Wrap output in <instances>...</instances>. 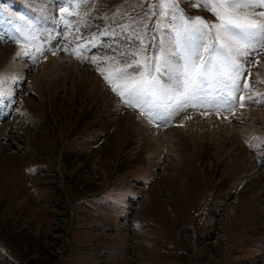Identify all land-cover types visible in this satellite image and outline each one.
I'll list each match as a JSON object with an SVG mask.
<instances>
[{
  "label": "rangeland",
  "instance_id": "1",
  "mask_svg": "<svg viewBox=\"0 0 264 264\" xmlns=\"http://www.w3.org/2000/svg\"><path fill=\"white\" fill-rule=\"evenodd\" d=\"M77 3L0 0V264H264V49L234 115L216 79L151 120L101 73L146 63L171 87L182 55L219 45L160 0Z\"/></svg>",
  "mask_w": 264,
  "mask_h": 264
},
{
  "label": "snow or ice",
  "instance_id": "2",
  "mask_svg": "<svg viewBox=\"0 0 264 264\" xmlns=\"http://www.w3.org/2000/svg\"><path fill=\"white\" fill-rule=\"evenodd\" d=\"M81 2L87 0H78L77 6ZM191 3L196 8L211 11L218 23H209L200 16L187 17L177 0H160L158 7L168 10L162 11V15L179 12L186 34H199L201 40L207 38L213 44H218L219 48L210 46L206 41L190 48L174 67L177 77L174 85L165 87L160 79L152 75L158 70L149 69L146 63L141 65L137 62L136 67L142 70L130 73L127 69L133 67L132 61H128L126 67H118L114 61L113 72L108 75L101 73L125 106L138 109L151 120L164 118L157 111L161 106L169 118L188 107L204 106L206 98L202 92L205 85L216 79L229 82L230 91L223 103L234 115L236 107L244 106L243 90L249 87L251 67L259 64L258 59L249 62L248 57L253 52L260 55L252 41L258 42L264 49V0H191ZM61 11L67 13L68 10L62 8ZM245 73L248 75L245 76ZM4 83V78H0V86ZM7 94L0 88V99ZM158 101H162V105ZM219 111L217 108L218 115Z\"/></svg>",
  "mask_w": 264,
  "mask_h": 264
}]
</instances>
